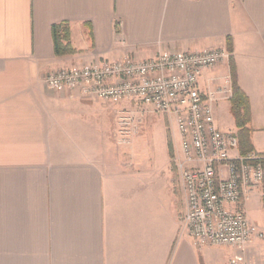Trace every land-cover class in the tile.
<instances>
[{"label":"crops","instance_id":"0c3cea01","mask_svg":"<svg viewBox=\"0 0 264 264\" xmlns=\"http://www.w3.org/2000/svg\"><path fill=\"white\" fill-rule=\"evenodd\" d=\"M62 23L76 52L57 56L52 30ZM229 41L250 102V152L264 157V0H0V264H229L234 249L197 248L181 221L174 117L147 113L121 146L126 105L44 83L62 68ZM231 71L230 59L206 70L201 90L232 89ZM218 97L216 126L239 136L230 98ZM245 208L264 232V183ZM224 249L235 254L220 261ZM245 256L264 264V239Z\"/></svg>","mask_w":264,"mask_h":264},{"label":"built area","instance_id":"2783aa9c","mask_svg":"<svg viewBox=\"0 0 264 264\" xmlns=\"http://www.w3.org/2000/svg\"><path fill=\"white\" fill-rule=\"evenodd\" d=\"M230 56L226 49L166 51L150 60L125 56L58 69L44 83L52 91L126 105L117 118L121 146L131 145L147 113L174 117L182 150L176 166L187 204L182 223L197 248L229 247L237 253L229 264H248L245 252L264 232L249 218L245 196L264 183V157L242 154L238 134L216 126L213 105L219 95L231 99L232 89L205 93L200 87L203 73Z\"/></svg>","mask_w":264,"mask_h":264},{"label":"trees","instance_id":"16d2710c","mask_svg":"<svg viewBox=\"0 0 264 264\" xmlns=\"http://www.w3.org/2000/svg\"><path fill=\"white\" fill-rule=\"evenodd\" d=\"M53 38L55 43V53L57 56L71 55L76 52L72 47L70 39V27L68 23H62L53 26ZM227 51L232 54V43L229 41ZM231 62V81H232V97L231 101V111L236 120L237 127L240 130V147L241 153L245 154L252 150V145L250 141L251 131L247 128L250 122V102L245 93L238 86L236 81L235 66L232 62V56H230Z\"/></svg>","mask_w":264,"mask_h":264},{"label":"rangeland","instance_id":"374dc122","mask_svg":"<svg viewBox=\"0 0 264 264\" xmlns=\"http://www.w3.org/2000/svg\"><path fill=\"white\" fill-rule=\"evenodd\" d=\"M233 254H235L234 251L229 250V249H224V251L222 252V254H221L220 258H219V260L220 261H224V258L226 259V257L231 256Z\"/></svg>","mask_w":264,"mask_h":264}]
</instances>
